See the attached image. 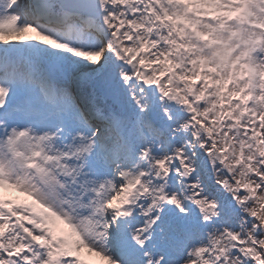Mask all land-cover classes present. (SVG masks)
<instances>
[{
	"label": "snow or ice",
	"instance_id": "6c2138e0",
	"mask_svg": "<svg viewBox=\"0 0 264 264\" xmlns=\"http://www.w3.org/2000/svg\"><path fill=\"white\" fill-rule=\"evenodd\" d=\"M0 264H264V0H0Z\"/></svg>",
	"mask_w": 264,
	"mask_h": 264
},
{
	"label": "bare ground",
	"instance_id": "6f19581e",
	"mask_svg": "<svg viewBox=\"0 0 264 264\" xmlns=\"http://www.w3.org/2000/svg\"><path fill=\"white\" fill-rule=\"evenodd\" d=\"M9 192H12V195L13 196H16V195H19V193H16L15 191H13V190H8Z\"/></svg>",
	"mask_w": 264,
	"mask_h": 264
}]
</instances>
